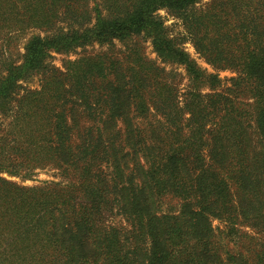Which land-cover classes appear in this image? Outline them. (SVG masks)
Instances as JSON below:
<instances>
[{
    "label": "trees",
    "instance_id": "16d2710c",
    "mask_svg": "<svg viewBox=\"0 0 264 264\" xmlns=\"http://www.w3.org/2000/svg\"><path fill=\"white\" fill-rule=\"evenodd\" d=\"M202 1L0 0V264H264V0Z\"/></svg>",
    "mask_w": 264,
    "mask_h": 264
},
{
    "label": "rangeland",
    "instance_id": "374dc122",
    "mask_svg": "<svg viewBox=\"0 0 264 264\" xmlns=\"http://www.w3.org/2000/svg\"><path fill=\"white\" fill-rule=\"evenodd\" d=\"M209 1L210 0H203L202 3H208ZM159 14L165 21L166 26L169 27V29L171 30L173 34H177L182 31V27L180 23L176 19L171 17L166 11L162 10L159 12ZM38 33L40 32L32 31L31 33L28 34V36H31L32 34H38ZM26 37L27 35L23 36L19 40L14 41L13 43L10 44L8 49H3V50H6V54H9V56H11L13 59L20 61L24 53L23 47L26 41L25 40ZM138 43L140 47H142L143 53L148 59L157 61V63L160 64L158 61L157 55L154 53L151 43L149 41H145V39L139 38ZM116 47L117 49L124 50V48H122V45L120 43H117ZM185 49L190 53L192 58L195 59L202 68L206 69L210 73H218L220 75V78L223 81V87L229 86L230 85L229 79L236 76V73L231 70H220V69L217 70L213 68L212 66H210L209 64H207L205 60L201 58L199 54L196 53V50L191 43H187L185 45ZM107 50H108L107 46L100 47L99 45H93V46H89L84 49H78L76 53H71L70 55L52 53L51 58L47 62V65L49 69L56 68V69L61 70L63 68L64 61L68 59H75L86 53H96L99 51H107ZM178 72L181 75L180 78H184L185 73L181 68L178 69ZM42 79H43V71L39 73H34L32 75H29L27 79L24 80L23 86L26 89H39ZM9 137L12 138V135H10ZM4 176L16 183H19L23 186H28V187L40 185L42 182H45V181H60L63 179L60 172L52 168L39 169L31 177L24 178L22 176H10L7 174H4ZM164 206L165 207H170V206L175 207L177 206V201L167 200L164 203ZM106 219L108 220L109 223L119 224L123 226L128 225L125 218L119 215H116V214H107ZM214 226L215 227L221 226V223L219 221H214Z\"/></svg>",
    "mask_w": 264,
    "mask_h": 264
}]
</instances>
